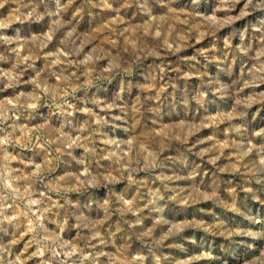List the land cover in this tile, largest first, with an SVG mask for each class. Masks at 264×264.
Instances as JSON below:
<instances>
[{
	"label": "rangeland",
	"instance_id": "rangeland-1",
	"mask_svg": "<svg viewBox=\"0 0 264 264\" xmlns=\"http://www.w3.org/2000/svg\"><path fill=\"white\" fill-rule=\"evenodd\" d=\"M62 2H66V0H62ZM243 2L244 0H239L233 14H238ZM98 3L99 0H91V2L90 0H73V3L62 15L50 16L44 13L45 11L55 12L54 0H8V2L0 0V5H2L0 6V34L12 39L11 44L0 41V55L7 57V59H0V120L3 119V113L7 107L10 118L6 123L11 124L12 110L19 107L28 94H39L48 85H51L53 92L44 94L54 97L55 94L59 93L63 98V94L69 91L70 85L76 86L77 82L72 80L73 75H79L92 68H95L97 72L101 67L108 69L109 61L117 56V46L121 43V40L117 39L118 33H123L122 40L129 47L139 43L135 39L138 35V29L143 30L146 35L148 32H153L150 37L153 40L164 35L159 27H155L156 21L150 17L141 19L131 14L124 15L122 11L123 19L121 20L117 18L112 9L99 7L97 6ZM216 6L217 0H202L195 20L189 19L185 23V17L192 12V9L184 0H179L177 4L173 5L174 12L179 15V18L177 19L176 15L171 16V22L167 25L171 30L168 36L169 43L171 44L174 38L177 43L173 44L172 47H179V51L164 57L141 59L144 64H148L152 60L159 63L161 59L167 62V74H162L163 79L155 88L151 89L153 93L158 89H163L162 98H167L165 104L172 99L173 95L179 97L181 94H185L191 97L196 94L197 90L206 93L203 106L193 100L191 105L176 118H162L154 128L145 127L144 120L141 118L140 124L137 126L136 135L139 137V143L133 151L134 153L141 152L142 171L137 174L138 177H148L151 171L148 166L153 163L147 157V153L142 151V147L149 150L158 147L163 149V157L166 159L164 160L165 167L163 169L156 168L155 172L157 174L162 172L168 177L176 178L167 181L174 189L169 193L171 199L168 201L169 207L165 213V219L168 223L155 224L151 217L146 215L147 209L143 208V203L148 198L147 194L150 190L160 186V181L152 183L147 179L145 182L148 187L137 189L132 186L128 189L131 193L127 197L128 199H132L138 192L143 196V199L139 203L134 202L133 208L138 210L125 213L124 218L134 222L137 216H145L142 226H137L134 223L130 225L138 232H149L150 235L145 239H151L152 236H163L173 228L179 229L174 234L168 235L164 241L167 245L164 251L170 254L173 264H224L225 261L227 264H239L241 258L251 259L252 254L248 245L254 242L253 238L234 237L233 239L237 243L229 246L228 239L224 235L218 234V232L223 231V228L205 231L202 227L192 226L193 221L204 225L215 224L216 220L213 213L224 219L225 226L239 225L254 232L264 231V172H258L253 176L245 168L246 165L251 167L253 163L259 160L254 146L264 144V81L256 79V77H264V54H262L264 48L261 47L258 38L253 39L249 29L248 33L245 34V40L251 46V51L247 55L240 54L237 56L229 53V59L222 66L228 68L227 72L221 71L216 62L206 61L198 55L197 50L211 48L213 43L222 48L224 41L231 35L232 29L239 27L243 31L248 21L255 15L248 13L241 19L234 21L232 25L226 24L219 28L214 33L217 38L214 41L213 35L209 34V29L203 23V17L208 16L211 20ZM33 7L41 16L39 20L29 18L21 23L20 20L16 19L18 15L16 9H19V13L26 15L32 11ZM167 11V9H163L154 12L153 15H165ZM131 12L132 8L130 7L129 13ZM57 18L64 23L60 26H54V21ZM215 19L217 22L223 20V13L215 12ZM190 23L199 25V32L196 33L195 37L186 31ZM18 29L19 31H17ZM201 34L203 38H201ZM182 36H186V39L181 40ZM129 41L131 43H128ZM239 43V38L233 37L232 46L236 47ZM55 54L60 56L59 64L51 63L56 59ZM194 55L197 57L196 60L192 59ZM18 59L21 63L14 68L13 66L16 65ZM69 61L71 63H68ZM77 62H81L79 70L76 68ZM29 63L34 65L35 70L26 67ZM117 63H119L118 59ZM192 64H195L201 72L205 71L204 65H207L208 75L204 77L205 81L208 78H215L221 84L226 83L229 86L231 96L221 97L218 95L215 89L219 87V84H206L202 87V78L195 69L192 73L188 71L189 65ZM48 68H54L57 72L64 69L63 76L68 77V79H62L60 75H57L49 78L47 84L40 83L37 87L36 84L32 83L36 71ZM21 69L24 71H20ZM4 72H8L13 78L18 76V82L12 87H6L8 77L3 76ZM178 72L182 74L176 79ZM118 79L119 77L116 78V80ZM84 80L85 77L81 76V81ZM116 80L110 84L105 82L104 87L107 91L97 93L102 100L110 103L115 97L116 92L119 91L118 87H114ZM170 80L175 81V90L166 86L165 82ZM148 83L149 80L144 77L139 81L133 79L131 104H135L137 98L141 101L147 98L149 89L142 86ZM91 92H95V88ZM77 95H83V93L78 91ZM120 103L123 101L118 100L117 104ZM155 103L157 102L149 101V104ZM37 111H45V109L41 108ZM97 111L100 110L97 109ZM111 111L113 115H123L119 108ZM241 111L246 113L243 118L234 114ZM75 116L81 120L86 118L84 113H76ZM17 122L24 123L23 117ZM37 123H44V121L37 118L28 127L35 129ZM116 123L122 127L128 126V121H116ZM239 123L246 127L245 137L230 132L231 125ZM148 124L151 125L150 120ZM193 125L199 126V130L194 133L191 132ZM31 134L30 132L29 135ZM110 135L116 139L129 138L127 134L123 133L122 128L116 129L114 133L110 132ZM15 136L20 138L22 133L18 131ZM245 141L251 151L247 156H240L241 150L234 148L233 144ZM5 147L12 155L20 153V156L11 162V167H24L20 164L21 159H33L35 164L42 162V157L34 155L33 150L23 149L21 151L18 144ZM76 152L77 154L82 153L83 149H76ZM260 155H264V153ZM3 156L4 153L0 150V167L3 165ZM185 157L188 160L187 167L183 164ZM102 163L107 165L111 162L105 159ZM31 167L30 165L29 168ZM193 169L196 170V175L186 178ZM65 172L76 174L72 181L73 186L79 185L80 181L84 179L82 169L76 167H69L64 171L56 170V174L59 175H64ZM246 177H251V179ZM194 183L200 186L201 190L210 191L214 189L216 196L223 203L217 204L214 200L200 199L191 201L189 193ZM204 186H209V188L206 189ZM36 187L40 191H44L42 185L37 184ZM124 188H127V182L118 181L117 189L123 190ZM249 189L251 190L249 191ZM94 191L106 195V190L103 188H97ZM35 195L38 196V193ZM50 195L55 201L56 194L53 192ZM70 195L75 200L78 194L71 193ZM233 199H235L239 211H232L228 207L232 204ZM60 202L63 203V201ZM9 212L11 213V210ZM83 214L86 217L85 223L94 221L98 227L104 230H107L111 225L113 231H116L115 226L121 223L118 215H114L110 220H105L102 210L98 212L85 211ZM76 215H80V212H77ZM69 223L74 225L75 220H70ZM0 227L8 229L7 234L0 232V238H3L6 243L10 242L13 238L11 234L15 230L14 227L8 222H4ZM49 228L54 229L55 226L49 224ZM124 231L123 227L120 231H116L114 243L103 245L96 240H93L92 243L96 245L97 252L103 251L111 255L112 264H137L141 255L139 250L141 243L139 240L133 239L125 244L124 239L126 238H122ZM80 235H90V229L71 227L64 229L61 233L62 239L70 242V245L74 247H82L83 241L79 240ZM30 236L31 233H26L22 239H18L17 243L12 245V249L14 255L20 256L22 264H39L41 258L32 255L35 246L26 249ZM255 243L259 245L264 241L256 240ZM176 245H180V247ZM91 251V248L85 249L86 254ZM78 255L79 253L72 259L77 260ZM99 260L103 264H108L109 257L108 255L101 256ZM77 264H79L78 260ZM85 264H90V261H85Z\"/></svg>",
	"mask_w": 264,
	"mask_h": 264
},
{
	"label": "clouds",
	"instance_id": "clouds-1",
	"mask_svg": "<svg viewBox=\"0 0 264 264\" xmlns=\"http://www.w3.org/2000/svg\"><path fill=\"white\" fill-rule=\"evenodd\" d=\"M5 2H8V0H5ZM178 2L179 0H111V2L109 0H99L97 6L112 9L117 18L121 20L123 19L121 16L122 11L124 15L131 14L141 19L150 17L156 21L155 27H159L164 35L153 40L150 39L153 32H148L146 35L143 30L138 29V35L135 39L139 43L129 47L122 40L123 33H118L117 39H120L121 43L117 46V56L109 61L108 69L101 67L97 72L95 68H92L79 75H73L72 80L77 82L76 86L72 87L70 85L69 91L63 94V98L59 93L55 94L54 97L44 94L53 92L51 85H48L39 94H28L25 96L23 103L12 110L13 119L11 124L6 123L10 117L8 115L9 109L5 107L3 119L0 120V150L4 153L3 165L0 167V225L8 222L15 230L11 234L13 238L10 242L6 243L3 238H0V264H22L20 256L14 255L12 245L17 243L18 239H22L26 233H31L26 249L35 246L32 255L41 258L39 264H54V262L55 264H77V260L79 264H85V261H90V264H103L99 257L105 255L109 257L108 264H112L111 255L103 251L97 252L96 245L92 241L96 240L103 245L114 243L116 231H120L121 227L125 229L122 233V238H126L124 239L125 244L133 239L139 240L141 243L139 249L141 255L137 264H173L170 254L164 251L167 247L164 241L168 235L174 234L179 229L173 228L163 236H152L151 239H145L150 235L149 232L141 233L130 226L132 223L142 226L145 216H137L133 222L125 220L124 214L138 210L133 208V203H139L143 199L139 192L132 199H128L127 197L131 194L128 189L132 186L137 189L148 187L145 182L146 179L152 183L160 181L159 187L148 192V198L143 203V208L147 209L146 215L151 217L155 224H166L168 221L165 219V213L169 207L168 201L171 199L169 193L174 191L167 181L176 177H168L162 172L159 174L155 172L156 168L163 169L165 167L164 160L166 158L163 157L162 148L157 147L149 150L141 146L142 151L147 153V157L153 163L148 166L151 169L148 177L140 178L137 175L142 171L141 152L134 153L133 150L139 143V137L136 133L141 118L144 120L145 127L154 128L162 118L172 119L178 117L185 108L191 105L193 100L202 106L205 103L206 93L197 90L196 94L191 97L185 94H181L179 97L173 95L172 99L165 104L167 98H162L163 89H158L155 93L151 92V89L155 88L163 79L162 74H167V62L164 59H161L159 63L156 60H152L148 64L141 62L142 58L164 57L179 51V47H172L173 44L177 43L174 38L171 44L169 43L168 36L171 30L167 27L171 22V16L176 15L177 19L179 18V15L173 9V5ZM184 2L192 9V12L185 17L184 22L187 23L189 19L195 20L202 0H184ZM238 2L239 0H217V6L211 20L208 16L203 17V23L209 29V34L213 35L215 41L217 38L214 33L219 28L226 24L232 25L234 21L241 19L248 13L255 14L248 21L243 31L239 27L232 29L231 35L224 41L222 48L213 43L211 48L197 50L198 55L206 61L216 62L223 72L228 71L227 67L222 66L229 59V53L237 56L240 54L247 55L251 51V46L245 40V34L248 33L249 29L253 39L258 38L261 47L264 48V0H244L238 14H233ZM72 3L73 0H66V2L54 0L55 12L45 11L44 14L50 16L62 15ZM113 5H116V7H113ZM130 7L132 8L131 13H129ZM163 9L168 10L165 15H153L154 12ZM16 11L18 13L16 19L20 20L21 23L29 18L36 20L41 18L35 7L26 15L19 13V9H16ZM215 12H222L224 19L217 22ZM62 23L64 22L57 18L54 21V26H60ZM186 31L195 37L196 33L199 32V25L190 23ZM233 37H238L240 41L236 47L232 46ZM201 38H203L202 34ZM184 39H186V36L181 37V40ZM0 41L7 44L12 43V39L3 34H0ZM128 43H131V41ZM12 51H15V49H12ZM55 55L56 59L51 63L59 64L60 56L59 54ZM0 59H7V57L0 55ZM117 59L119 63H117ZM192 59L196 60L197 57L194 55ZM20 63L21 61L18 59L13 67L15 68ZM68 63H71V61ZM80 63H76L77 70H79ZM26 67L34 69V65L31 63L27 64ZM204 68L205 71L201 72L195 64H192L189 65L188 71L192 73L195 69L196 73L202 78V87L206 84H219L215 92L221 97L231 96L229 86L226 83L221 84L215 78H208L205 81L204 77L208 75L207 65H204ZM20 71H24V69ZM63 71L65 70L61 69L60 72H57L54 68L36 71L32 83L39 87L40 83L47 84L49 78L57 75H60L62 79H68V77L63 76ZM181 74V72H178L176 79ZM3 76L8 77L6 87H12L18 82V76L13 78L8 72H4ZM81 76L85 77L84 81H81ZM117 77H119L118 80H116ZM142 77L149 80L147 85L142 86L149 89V95L143 101L137 98L135 104H131L133 79L139 81ZM256 79L264 81V77H256ZM113 80H116L114 87H118L119 91L116 92L115 97L109 103L102 100L97 93L107 91L104 87L105 82L110 84ZM165 83L166 86L175 90V81L170 80ZM93 88H95V92H91ZM208 90L211 91V89ZM78 91L82 92L83 95H77ZM90 92L91 95H89ZM118 100L123 101V103L117 104ZM149 101H156L157 103L149 104ZM41 108H44L45 111H37ZM115 108H119L120 113L123 115H113L111 110ZM97 109L100 111H97ZM76 113H84L86 118L81 120L75 116ZM234 114L241 118L246 115L243 111ZM21 117H23L24 123L17 122ZM37 118L43 119L44 123H37L35 129H30L28 125ZM149 120L151 125L148 124ZM116 121H128V126L122 127ZM118 128H122L123 133L127 134L129 138L116 139L113 135H110V132L114 133ZM198 130V125L191 127L193 133ZM18 131L22 133L20 138L15 136ZM30 132L31 135H29ZM230 132L245 137L246 127L242 123L232 124ZM17 144L20 146L21 151L23 149L33 150L34 155L42 157V162L35 164L33 159H21L20 164L24 167H11V162L16 160L20 153L12 155L5 146H15ZM233 147L241 150L240 156H247L251 151L247 147L246 141L234 143ZM254 147L259 160L253 163L251 167L245 166L246 170L251 172L253 176L258 172H264V155H260L264 153V144ZM76 149H83V152L77 154ZM105 159L111 163L107 165L102 163ZM183 164L185 167L188 166L187 157L184 158ZM30 165L31 168H29ZM69 167L82 169L84 179L80 181L79 185L73 186L72 184L75 173L56 174L57 169L64 171ZM195 175L196 170L193 169L186 178ZM246 178L251 179V177ZM118 181H126L127 188L118 190ZM37 184L42 185L44 191H40L36 187ZM204 187L209 188V186ZM97 188L105 189L106 195L94 191ZM53 192L56 194L55 201L50 195ZM36 193H38V196L35 195ZM71 193L78 194L75 200L71 198ZM177 195L179 194L177 193ZM189 197L191 201L200 199L214 200L217 204L223 203L216 196L214 189L210 191L201 190V187L195 183ZM60 201H63V203ZM228 207L232 211H239L235 199ZM9 210H11V213ZM100 210L103 211L105 220H110L114 215L119 216L121 223L115 226L116 231H113L111 225L107 230H104L98 227L94 221L85 223L86 217L83 214L85 211L98 212ZM201 211L204 210L201 209ZM77 212H80V215H76ZM213 216L216 220L213 225L197 224L193 221L192 226L202 227L205 231H211L213 228H223V231L218 232V234L224 235L228 239L229 246L237 243L233 239L234 237L253 238L254 242L248 245L252 254L251 259L241 258L239 264H264V243L259 245L255 243L256 240L264 241V231L254 232L239 225L228 227L225 226L224 219L218 214L213 213ZM70 220H75V224H70ZM49 224L54 225L55 228L50 229ZM71 227L90 229V235L79 236V240L83 241L82 247L71 246L70 242L62 239L61 233L63 230ZM0 232L7 234L8 229L0 227ZM176 246L180 247V245ZM87 248H91L92 251L86 254L85 249ZM77 253H79L77 260H73L72 257L76 256ZM224 264H227V261Z\"/></svg>",
	"mask_w": 264,
	"mask_h": 264
},
{
	"label": "bare ground",
	"instance_id": "bare-ground-1",
	"mask_svg": "<svg viewBox=\"0 0 264 264\" xmlns=\"http://www.w3.org/2000/svg\"><path fill=\"white\" fill-rule=\"evenodd\" d=\"M13 167V166H12Z\"/></svg>",
	"mask_w": 264,
	"mask_h": 264
}]
</instances>
